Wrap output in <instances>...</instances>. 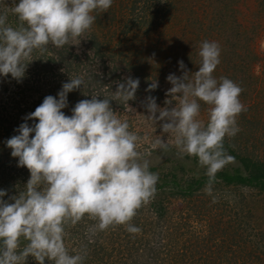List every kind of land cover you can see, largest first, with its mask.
<instances>
[{"label": "clouds", "instance_id": "clouds-1", "mask_svg": "<svg viewBox=\"0 0 264 264\" xmlns=\"http://www.w3.org/2000/svg\"><path fill=\"white\" fill-rule=\"evenodd\" d=\"M112 3L19 0L11 8L18 17L17 27L7 23V12L0 14V75L11 74L20 81L34 52L43 55L50 43L62 48L77 41L95 22L92 13L107 12ZM220 54L217 42L203 41L198 71L190 72L179 61L182 75L167 76L172 87L166 92L171 99L165 100V107H159L152 96L145 105L147 119L155 124L163 121L162 134L172 137L178 154L197 157L199 166L206 169L204 191L208 195L213 193L217 173L234 160L224 147V138L240 131L237 117L247 110L239 99L242 88L229 78L218 81L213 76ZM139 83L129 76L117 82L111 97L101 100L92 95L76 103L67 116L62 109L68 106V93L85 84L83 77L70 78L58 99L46 96L24 118L38 120L34 127L22 123L16 130L19 134L6 141L11 156L19 158L18 166L29 170L30 179L24 191L9 198L13 203L0 199V264H25L29 256L38 264L46 258L51 264H83L84 255L76 249V254H70L65 237L66 227L75 226L85 215L96 221L88 229L92 235L115 225H126L133 234L141 231L130 222L154 197L159 176L149 170L145 157L150 153L139 151L146 137L130 131L128 120L110 106L112 100L128 106ZM157 87L153 80L146 91ZM173 101L175 106L169 107ZM201 101L209 106L206 124L198 119ZM169 146L162 136L151 143L153 150L167 151ZM6 194L0 190V197ZM21 237L28 241L22 249Z\"/></svg>", "mask_w": 264, "mask_h": 264}, {"label": "rangeland", "instance_id": "rangeland-1", "mask_svg": "<svg viewBox=\"0 0 264 264\" xmlns=\"http://www.w3.org/2000/svg\"><path fill=\"white\" fill-rule=\"evenodd\" d=\"M14 1L16 0H6V4L15 6L17 3ZM115 1L117 4L111 10L100 11V13L97 10L92 15L96 18L97 15H102V19L112 21V29L110 33L107 32L110 41H105L107 44L117 45L120 37L127 34L130 37L128 44L131 45V53L134 51L138 54L146 52L144 60H147L146 65L153 67V71H157L155 67L160 68L161 73L156 72L154 74L152 72L155 77L152 79L158 82L157 90H152V92L158 93L160 89L163 93L159 100L156 99L157 105L161 108L165 107L166 99H171V97L166 96V92L172 87L167 81V76L169 74L182 75L181 70L178 75L177 69L171 70L170 67L173 68V64L181 60L184 64L195 60V57L199 56L200 45L205 40L215 41L219 44L221 49L220 63L214 70L213 76H217V80L226 77L234 81L242 88L240 101H249L248 106L242 103L247 110L242 111L237 117V126L240 131L233 137L226 136L224 142L226 141L239 155L248 156L253 160L264 159V119L259 116V114L264 113V66H262L264 65V0ZM232 19L233 22L226 23L228 26L234 27L232 35L227 37V34L221 35L218 30L219 27L217 28L216 25L221 20L231 21ZM222 21L220 22L221 26L224 24ZM235 21L240 23L239 27ZM101 27L95 31L97 33L103 32ZM90 29L93 30V27ZM84 35L77 41L71 42V45L75 43L73 45L74 50L80 52L87 49ZM139 47H142V50ZM248 49L258 56L257 59L254 57L256 60L254 66L252 64L247 66L242 62V57L245 56ZM138 50L145 52L140 53ZM239 53L240 56H238ZM120 64L117 66H119L118 70L121 74L116 73L119 76V81L131 76V73L121 69ZM164 67L166 70H163ZM216 70H219V75L214 74ZM97 71L101 72L99 65ZM164 71H167L166 74ZM253 72L259 76L257 83L255 79L252 80L251 74ZM0 82L3 87L6 84L9 86L14 84L11 79L7 78H2ZM148 86V83H139L135 99L128 101V106L125 105L123 109H120L122 112L120 118L131 121L134 129L142 130L141 136L146 137L140 144L139 151L150 153L145 158L149 160V170L159 176L157 183L161 184L167 178V180H176L183 184L184 181L205 175L206 169L199 166L197 157L180 156L177 148L171 143L172 137L168 134H162L161 124L163 121H158L155 124L147 119L149 113L145 105L147 97H149L146 91ZM140 88L142 90L139 92ZM255 90H258L256 95ZM255 97V101L261 102L260 106L256 103L250 104L254 103V101L251 102V99ZM175 103L173 101L169 107L175 106ZM200 104L201 110L198 119L206 124L209 106L202 101ZM18 113L20 117L17 118V122L20 123L23 121L22 117L26 116L20 110ZM28 122L32 123V120H28ZM159 136L170 142L167 151L151 148L152 141ZM227 153L231 154L228 150ZM230 165L237 166L239 163L234 158ZM171 187L169 183H162L163 189L158 188L150 200L158 202L164 199V203L170 209V213L168 212L165 219L166 226L169 227L166 234L167 241L172 240L173 244L178 245L181 249V245L185 241L199 240L202 239L203 234H207L208 237L214 236L219 245L222 244L223 239L228 240L233 237L236 245L247 243L249 246L254 245L251 250H256L261 254L262 251L264 252V195L259 188L233 187L229 192L214 190L215 193L207 194L208 197L202 192H196L197 196L182 198L170 193ZM190 198L194 200L191 204L188 202ZM214 198L216 202H213ZM241 198L246 199L247 206L241 202H236L240 201ZM199 209L202 214L197 213ZM170 214L171 216H169ZM146 215L150 216L147 212ZM88 235L91 234L88 232ZM66 243L68 249L74 247L72 243ZM225 245L222 244V250H224ZM74 248L76 249V246ZM113 248H115L112 249L115 254L121 251L118 244ZM226 251H228L227 255L231 253L228 248ZM240 258L238 257V263ZM46 263L51 264L49 260H46ZM199 263L205 264L202 261ZM257 263L262 264L263 262L258 260Z\"/></svg>", "mask_w": 264, "mask_h": 264}, {"label": "trees", "instance_id": "trees-1", "mask_svg": "<svg viewBox=\"0 0 264 264\" xmlns=\"http://www.w3.org/2000/svg\"><path fill=\"white\" fill-rule=\"evenodd\" d=\"M14 3L18 4L19 0L14 1ZM116 4L117 1L113 0L109 9L111 10ZM12 7H14L12 4L11 6L6 4V0H0V14L7 12V23L15 28L18 26L19 21L18 17L10 12ZM220 22L216 25L217 28L219 27L220 34H227L226 37L232 35L234 27L228 26L226 23L233 22V19L222 21V23L224 22L223 26L220 25ZM235 24H238V27L240 26V23L236 21ZM91 27H93V30L89 29L84 35L87 49L80 52L74 50L71 42L62 48H57L50 43L47 46L48 51L43 55L38 51L33 53V61L28 64L25 75L20 81L13 79L11 74L7 77L0 75V80L7 78L14 83L12 86L6 84L3 87L0 82V88H2L0 89V154L3 152L0 157V190L7 193L0 199L13 203L14 201L9 198L18 196L20 191H24V186L30 179V172L27 167L18 166L19 158L11 156L12 149L6 144L8 139L19 134L16 130L22 123L27 122L30 127H34L35 123H38V120H32V123H29L28 120L25 121V117H22L23 121L20 123L17 122V118L20 117L19 110L27 116L35 111L46 96L51 95L58 99L57 94L62 89L63 83L69 82L70 78L80 76L83 77L85 84L79 89L68 93V106L62 109L65 115L71 116L72 109L81 100L91 99L92 95H99L97 98L101 100L111 97L112 92L116 91L117 82L125 81H119V76L116 75V73L121 74L118 70L119 66H117L119 63H121L120 66L123 71L131 73L130 77L133 79L138 78L140 83L143 84H150L152 78H155L154 74L162 72L159 67H155L157 71H153V67L146 65L147 60L144 61L145 51L138 50L140 53L145 52L143 54H138L135 51L131 53V45L128 44L130 37L127 34L120 37L117 45L107 44L106 42L110 41L107 32L110 33L112 29V21L109 19H102V15H97ZM100 27L103 32L97 33L95 30H99ZM136 48L138 49V46ZM139 49L142 50V47H139ZM240 53L238 56H240ZM254 57L257 59V54L248 49L245 56L242 57V62L247 66L253 65L256 62ZM200 62L201 57L198 56L191 63L185 65L190 72H195L198 71ZM97 64L101 68V72L97 71ZM173 66L170 69H177L176 73L179 75V63L173 64ZM163 70H166L165 67ZM164 72L166 74L167 71ZM214 74L219 75V70H216ZM251 77L252 80H256V83L258 82L259 76L256 73L253 72ZM230 78L233 77L230 76ZM141 90L140 88L139 92ZM8 93L9 95H6ZM147 93L149 96H155L158 100L163 94L160 89L158 93L152 91H147ZM256 93H258V90H255V95ZM255 99L256 97L251 99V102L254 101V103L250 104L256 103L260 106L261 102H257ZM241 103L246 106L249 105V101H241ZM110 106L121 117L122 112H120V109H123L125 105L112 100ZM22 107L23 109H21ZM259 116L264 119V113L259 114ZM128 122L130 124L129 130L135 131L141 136L142 130H135L132 122L129 120ZM31 135L34 136V133ZM224 147L238 161L239 165L235 166L229 163L217 173L219 181L214 184L213 193H215L214 190L229 192L233 187L250 186L259 188L264 195V159L253 160L248 156L239 155L226 141ZM206 182L207 176L202 175L199 178L184 181L183 184L178 183L176 180H167V178L162 183L171 184L170 193L175 196L189 198L197 196L196 192L207 195L204 191ZM162 183H157L156 189H163ZM245 200L241 198L240 201L236 202H241L247 206ZM193 201L192 198L188 200L190 204ZM146 212L150 216L146 215ZM168 212L170 213V209L164 203V199L158 202L149 201L144 204L137 210V214L130 222L141 229L136 234L129 233L126 230V225H115L110 226L107 230L98 231L94 235H88L86 230L94 225L96 221L85 215L75 226L66 227L65 244L68 242L72 243L74 247L76 246V250L85 257L83 264H198L199 261L205 264H258V260L264 263L263 251L261 254L256 250H251L254 245L249 246L247 243L236 245L233 237L228 240L223 239L222 244H226L224 250H222V244L216 243L217 239H214V236L208 237L207 234H203L202 239L199 240L185 241L179 249L178 245L173 244L172 240H166L169 227L166 226L165 219ZM197 213L202 214V211L199 209ZM27 243L28 241L23 237L20 238L21 249ZM117 244L121 251L115 254L112 249H115L113 247ZM74 247L69 249V253L72 255L76 254L73 251ZM227 248L231 252L229 255H227ZM238 257H241L239 263ZM46 260L44 264H47ZM25 264H38V262L31 256L27 258Z\"/></svg>", "mask_w": 264, "mask_h": 264}]
</instances>
